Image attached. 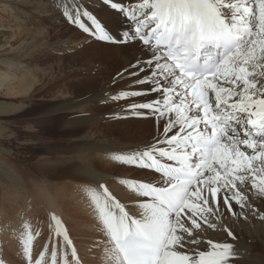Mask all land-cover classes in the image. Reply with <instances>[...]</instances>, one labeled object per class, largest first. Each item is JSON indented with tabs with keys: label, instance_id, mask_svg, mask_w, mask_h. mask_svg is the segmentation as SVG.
Returning a JSON list of instances; mask_svg holds the SVG:
<instances>
[{
	"label": "snow or ice",
	"instance_id": "snow-or-ice-1",
	"mask_svg": "<svg viewBox=\"0 0 264 264\" xmlns=\"http://www.w3.org/2000/svg\"><path fill=\"white\" fill-rule=\"evenodd\" d=\"M96 2L129 28H114L80 4L66 7L64 16L98 41L137 48L125 71L147 85L111 99L154 95L126 111L164 121L162 138L113 157L147 170V180L128 184L141 202L126 210L103 183L102 198L92 194L107 264H231L237 255L231 243L202 236L222 230L235 240L241 219L264 221V0ZM52 219L64 256L71 249V264H80L67 231ZM31 239L24 241L27 264Z\"/></svg>",
	"mask_w": 264,
	"mask_h": 264
},
{
	"label": "rangeland",
	"instance_id": "rangeland-1",
	"mask_svg": "<svg viewBox=\"0 0 264 264\" xmlns=\"http://www.w3.org/2000/svg\"><path fill=\"white\" fill-rule=\"evenodd\" d=\"M76 4L102 15L110 24L121 23L115 18L119 13L110 6L101 8L96 0H0V75L14 79L0 84V260L5 264H27L23 248L29 235L32 264L37 260L51 264L54 245L55 252L59 251L56 264L65 260L71 264V249L65 257L60 244L63 237L56 235L52 201L80 264H107L95 204L87 201L89 205H81V196L90 193L91 177L80 171L82 163L75 161L78 158H73L72 149L78 144L80 155L76 156L83 159V166L89 162L86 167L107 174L101 182L106 187L117 182L122 194L127 189L135 196V200L124 201L117 191L112 192L128 210L143 199L128 184L148 179L143 173L147 170L123 165L113 157L130 154L132 150L125 143L137 138L144 142L156 136L162 138L163 120L151 115L137 117L126 111L129 105L146 102L154 95L111 99V94L120 90L139 92L146 87L135 84L138 77L125 71L128 65L120 56L121 45L98 41L69 24L65 8ZM19 80L25 83L23 87L18 86ZM10 85L16 86L13 91L8 89ZM140 111L147 113L146 109ZM75 115L94 119L90 125L81 122L75 126L71 122ZM84 145L92 150L83 149ZM249 218L247 222L241 219L234 234L237 236L244 227L247 241L263 248L264 221L256 216ZM221 231L208 230L202 239L230 243L233 239ZM238 257L230 258L231 264H264V258L251 259L250 263V259Z\"/></svg>",
	"mask_w": 264,
	"mask_h": 264
},
{
	"label": "bare ground",
	"instance_id": "bare-ground-1",
	"mask_svg": "<svg viewBox=\"0 0 264 264\" xmlns=\"http://www.w3.org/2000/svg\"><path fill=\"white\" fill-rule=\"evenodd\" d=\"M133 1V3L134 4H132V6H134V5H136V4H138V3H140V0H126V3H123L125 6L127 5V4H130L131 2ZM13 10V9H12ZM15 11V10H14ZM14 11H12L13 13H14ZM16 16V15H15ZM116 18V20L117 21H119V22H121V23H117V24H113V23H111L112 24V26L114 27V28H118V29H121V30H124V29H128L129 28V24L128 23H124V17L122 16V15H118V16H116L115 17ZM114 18V19H115ZM121 26H122V28H121ZM119 50H121L120 51V56L121 57H123L122 58V60L125 62V64H127L128 66H129V64L133 61V59L135 58L134 56L137 54V55H139L140 53L137 51V48H134V47H130V46H128V45H121L119 48H118ZM131 50L132 51H134V53L133 54H135V55H131ZM134 57V58H133ZM135 60V59H134ZM14 79H9V75L8 74H2V75H0V84L1 83H10L11 81H13ZM18 86L19 87H23L24 86V82L22 81V80H19L18 81ZM16 86L15 85H10L9 87H8V89L10 90V91H13V89L15 88ZM144 87H147V85H145ZM92 116V115H91ZM92 119H94V118H90V116L89 115H75V116H73V118L71 119V122H75V126L76 125H79V123H81V122H86L87 123V125H90L91 124V122H89V121H91ZM157 137H159V136H156V137H154L152 140H150V141H152V142H154V140L157 138ZM150 141H147V142H144V141H141L140 140V138H137L136 139V141L135 142H127V143H125L127 146H129L130 147V149L129 150H135V149H137V148H142L143 146H144V144H146V143H148V142H150ZM243 147V146H242ZM58 149H60V148H58ZM69 149V148H68ZM72 150H74V157L73 158H78V159H76L75 161H77V162H80V163H82V167L81 168H79L80 169V171L82 172V173H84L83 171H82V169H89V166L88 167H86L87 166V164L89 163H86V166H83V159L80 157V156H76V155H80V150H79V146H78V144H75V146L73 147V149ZM64 153V152H63ZM69 153H67V155H68ZM71 156V155H70ZM109 157V156H108ZM110 158V157H109ZM67 163H69V162H67ZM73 163V162H72ZM75 163V162H74ZM76 164H78V163H76ZM69 165V164H68ZM89 165V164H88ZM75 166V165H74ZM69 168V167H68ZM72 168V167H71ZM76 168V167H75ZM78 169V170H79ZM73 170V169H72ZM77 170V172L79 173L80 171H78ZM93 170V169H92ZM140 171V170H139ZM94 172H95V176H90V175H87V176H89V177H91L90 178V182H88V184L89 183H91V185H90V193L89 194H87V193H85L84 195H82L81 197V205L83 204L84 206H87V205H89L90 203H88L87 201H89V202H93L92 201V194L93 193H95L96 195H99V196H101V191H100V189H99V184L103 181H105L106 179H103V178H108L107 177V174L104 176V175H102V173L100 174L99 173V171L98 170H95L94 169ZM141 173V172H140ZM143 173H145V174H147V171L145 172V171H143ZM142 173V174H143ZM68 174H71V172L70 173H68ZM79 174H81V173H79ZM85 174V173H84ZM83 175V174H82ZM119 175V174H118ZM121 175V174H120ZM119 175V176H120ZM125 175V174H124ZM131 175V174H130ZM123 176V175H122ZM115 177V176H114ZM129 177V176H128ZM127 177V178H128ZM139 177V176H138ZM110 178V177H109ZM112 178H113V176H112ZM141 178V177H140ZM144 178V177H143ZM83 179H85V178H83ZM89 179V178H88ZM138 179V178H137ZM136 179V180H137ZM87 180V179H86ZM128 180V179H127ZM147 180V179H146ZM76 181V180H75ZM112 181V180H111ZM110 180H109V182H111ZM138 181V180H137ZM140 181V180H139ZM144 181V180H143ZM81 182V181H80ZM83 182V181H82ZM84 182H85V180H84ZM108 182V181H107ZM85 183H87V182H85ZM115 183H117V182H115ZM115 183H112V184H110L109 186L107 185V187H109L108 189H113L112 191H110L111 193L114 191V193L116 192V194L117 195H119V196H121V197H123V200L124 201H127V200H135L134 199V197H133V195H131L130 193H128L127 192V189L126 190H123V191H125L126 192V194H122V190H121V188L119 187V186H117V184H115ZM105 184V183H104ZM107 184V183H106ZM109 184V183H108ZM87 185V184H86ZM88 187V186H87ZM103 191V190H102ZM129 191V190H128ZM77 192V191H76ZM113 193V194H114ZM49 194V193H48ZM71 194V193H70ZM126 196V198L124 199V196ZM73 196V195H72ZM79 195H77V197H78ZM116 196V195H115ZM70 198V197H69ZM74 198H76L75 196H74ZM102 198V197H101ZM138 198V197H137ZM140 198V197H139ZM138 198V200H140ZM65 199V198H64ZM77 199V198H76ZM87 199V200H86ZM127 199V200H126ZM75 200V199H74ZM78 200V199H77ZM80 200V199H79ZM142 200V199H141ZM137 201V200H136ZM50 202V201H49ZM66 202V201H65ZM72 203V202H71ZM63 204V203H62ZM67 205V204H66ZM69 205V204H68ZM50 207H51V214H52V217L53 216H55L57 219H59L58 218V216H57V207H55V205H54V202L52 201V203H50ZM59 207H60V204H59ZM71 207V206H70ZM61 208V207H60ZM66 208V207H65ZM77 209V208H76ZM87 209V208H86ZM84 210V209H83ZM91 210V209H90ZM127 210V209H126ZM238 210V209H237ZM75 211V210H74ZM77 211V210H76ZM84 211H86V210H84ZM88 211V210H87ZM80 212V211H79ZM73 213H75V212H73ZM63 214H65V213H63ZM78 214V213H77ZM95 214V213H94ZM59 215V214H58ZM75 215V214H74ZM82 215V214H81ZM70 216V215H69ZM95 217H96V215H94ZM93 216V217H94ZM71 217V216H70ZM80 217V216H79ZM83 217V216H82ZM78 218V217H77ZM89 218V217H88ZM92 218V217H91ZM70 219V218H69ZM83 219V218H82ZM86 219H87V217H86ZM97 219H99V218H97ZM250 219V218H249ZM63 220V219H62ZM95 220V219H94ZM66 221H68L67 219H66ZM81 222V221H80ZM97 222V221H96ZM53 223H55L54 221H53ZM79 223V222H78ZM84 223V222H83ZM97 223H100V222H97ZM96 223V224H97ZM81 224V223H80ZM79 224V225H80ZM101 224V223H100ZM67 225H68V223H67ZM75 225V224H74ZM98 225V224H97ZM84 226V225H83ZM239 227V226H238ZM69 228V227H68ZM73 228V227H72ZM84 228H85V226H84ZM101 228H102V225H101ZM70 229V228H69ZM74 229V228H73ZM86 229H88V228H86ZM85 229V230H86ZM237 229V227H234V230H236ZM75 230H77V229H75ZM101 231H102V229H101ZM81 232H83V231H81ZM80 232V233H81ZM103 232V231H102ZM245 232H246V229L244 228V227H242V229L241 230H238V235L237 236H239L238 237V239L237 240H232L230 243L234 246V250L237 252V255L239 256L238 258H243V259H250V260H247V261H250V263H252L251 261V259H261V258H264V246H263V248H257L255 245H253V244H251L250 242H248L247 241V239L244 237V234H245ZM221 233H222V231H221ZM224 233V232H223ZM74 234V233H73ZM214 234V233H213ZM85 235V234H84ZM222 235V234H221ZM235 235V234H234ZM78 236V235H77ZM219 236V235H218ZM226 236V235H225ZM236 236V237H237ZM79 237H81L80 235H79ZM210 237V236H209ZM214 237L216 238V236L214 235ZM222 237V236H221ZM224 237V236H223ZM228 238V237H227ZM229 239H230V237H229ZM76 240V239H75ZM104 240V239H103ZM222 240V239H221ZM222 241H225V240H222ZM230 241V240H229ZM220 242V241H219ZM227 242V241H226ZM99 243H102V242H99ZM91 245V244H90ZM89 245V246H90ZM95 245V244H94ZM88 246V245H87ZM94 247V246H93ZM59 248H61V247H59ZM92 248V247H91ZM103 248V247H102ZM63 249V248H62ZM82 250H83V247L81 248ZM91 250V249H90ZM89 250V251H90ZM96 250V249H95ZM102 250V249H101ZM65 251V250H64ZM91 251H93V250H91ZM98 251V250H97ZM105 251V250H104ZM42 252V251H41ZM47 252V251H46ZM51 252V251H50ZM57 252H59V251H57ZM56 252V253H57ZM60 252H61V249H60ZM68 252H70L69 250H68ZM83 252V251H82ZM63 253V252H62ZM71 253V252H70ZM101 253H103L102 251L99 253V254H101ZM47 254H48V252H47ZM86 254V253H85ZM57 255V254H56ZM64 255V254H63ZM104 255H105V253H104ZM62 256V255H61ZM71 256V255H70ZM57 258H58V256H56ZM67 257V256H66ZM100 257V256H99ZM103 258V257H102ZM233 258H235V257H233ZM43 259V258H42ZM52 259V258H51ZM62 259V258H61ZM65 259V258H64ZM232 260V259H231ZM42 261H47V260H42ZM70 260H68V262H69ZM85 261V260H84ZM50 262V261H49ZM49 262H47L48 264H49ZM81 262V261H80ZM87 262V261H86ZM244 262V261H243ZM238 263V262H237ZM44 264H46V262H44ZM51 264H52V262H51ZM61 264V263H60ZM84 264H86V263H84ZM260 264H262V263H260Z\"/></svg>",
	"mask_w": 264,
	"mask_h": 264
}]
</instances>
